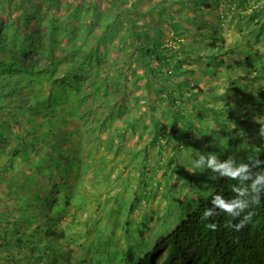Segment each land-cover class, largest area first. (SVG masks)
<instances>
[{
	"label": "trees",
	"instance_id": "16d2710c",
	"mask_svg": "<svg viewBox=\"0 0 264 264\" xmlns=\"http://www.w3.org/2000/svg\"><path fill=\"white\" fill-rule=\"evenodd\" d=\"M103 1L0 0V264H264V179L257 183L264 177V146L254 150L237 138L244 124L259 137L260 124L252 117L264 119V84L251 91L256 86L247 90L229 79L215 91L189 79L197 60L210 57L209 63L221 66L219 55L234 50L221 33L233 17L250 21V34L264 47V0H106L101 9ZM191 27L194 42H182ZM164 33L173 44L162 40ZM227 69L242 71L240 78L264 77V63L252 56ZM204 93L212 101L203 102ZM189 101L199 120L206 108L216 123L211 135L226 137L228 164L246 171L232 177L219 170L226 153L211 152V137L193 151L214 154L215 165L211 155L205 165L196 159L191 170L189 161L180 160L182 149L193 154L190 130L196 125L181 107ZM164 102L168 108L161 114ZM104 126L112 130L107 142L101 141ZM145 131L150 146L174 151L162 168L146 167L147 151L125 149L128 133L141 139ZM114 137L119 144H112ZM101 145L114 147L113 158L120 152L129 157L107 190L94 188L108 175L105 156L96 154ZM96 166L98 175L90 171ZM65 167L74 170L72 176L62 174ZM157 168L164 169L161 177H169L172 191L160 193L159 178L151 188ZM58 180L64 194L54 191ZM114 194L123 203L129 198V207L119 204L122 215L105 217ZM89 195L96 206L91 221L100 228L94 223V229L80 230L72 220L77 214L85 220L78 211ZM159 195L165 206L156 212L154 233L145 237L149 223L133 224L128 214ZM216 198L249 207L232 217ZM207 209L212 216L205 219ZM249 212L251 221L235 230L232 225ZM107 220L117 221L115 234ZM212 223L215 230L207 227Z\"/></svg>",
	"mask_w": 264,
	"mask_h": 264
},
{
	"label": "rangeland",
	"instance_id": "374dc122",
	"mask_svg": "<svg viewBox=\"0 0 264 264\" xmlns=\"http://www.w3.org/2000/svg\"><path fill=\"white\" fill-rule=\"evenodd\" d=\"M106 0H104L102 2V4H99L98 5L101 7V9H104L105 7V4H106ZM109 4L111 5L112 2H109ZM109 5V6H110ZM136 17H141L142 18V13H139ZM246 23L243 22V21H230L229 24H225L224 28H223V32L222 34L225 36V38L227 39V43L229 45L231 44H236L238 45V43L236 41L238 40H241L242 38V35H243V31L245 32H248V30L246 29ZM171 37L164 34L163 35V40L164 41H168ZM207 40H208V37H207ZM114 43H119V38L116 37L115 40H114ZM198 54V51L196 50L195 51V54L194 55H197ZM242 56H245V55H242ZM237 58V55L235 54H228V55H223L221 57V60H222V64L223 66L220 67L219 65L218 66H215L217 67V71L219 72L218 74H213V70L209 67V64L206 60L203 61L202 63H198L196 62L194 65H192V67H190L193 71V73L189 76V79L191 80L192 84L195 85H199L203 90L204 89H207L208 87L211 86V90H215V91H223L224 90V83L228 80V79H236L238 80L239 78V73H229L228 71L225 70V67L228 65H233L234 64V60H236ZM221 68H224L223 70H221ZM211 69V70H210ZM60 72L63 74L65 73V71H63V68L60 67ZM140 72V71H139ZM221 77V78H220ZM256 83H254L253 85H256ZM202 95V99H203V102H208V101H212V96H208L206 93L204 94H201ZM193 103L195 102V99H192ZM192 101H189L188 103H184L183 108H185V110H189L191 109V106H192ZM168 108L167 105H164L163 108L161 109V114H163L164 111H166V109ZM243 108V107H242ZM135 112H137L139 110V108H134ZM114 111V110H113ZM203 114L205 115L206 114V120H205V123L204 124H201L198 120H197V116L196 115H192V113L190 115H188V117L190 119H192L194 121V123L196 124V126H199L201 128H203L204 126H206L208 128V130L210 131V129L212 128V130L215 129V125L214 123L210 120V117L208 115V111H203ZM109 115V114H107ZM165 117V115H164ZM166 118H168V116H166ZM166 119H164L165 121ZM148 123V120H144L142 123ZM111 125V123H110ZM193 134V141L191 142L192 145V151H193V148L195 150V144H196V138L197 136L194 134L195 132V129L194 128H191L190 130ZM100 135H101V141L102 142H107V137L109 135H112V130L108 129V126H104L101 131H100ZM114 136V135H113ZM128 139L127 141H125V149H128V150H136V149H139L141 150V152L144 151L143 149V144L145 142L148 141V139L150 138V132L149 131H145L143 133V138H138V135H134L132 133H128ZM209 137L213 139H215V136L211 135V132H209V134L207 135V133L204 135H199L198 136V139H197V145L199 147H201L202 144H207V142H209ZM242 139L245 141V142H250L252 140L251 137H242ZM100 140V137L98 138V141ZM119 141L118 138H115L114 137V140L112 141V144H119ZM206 146V145H205ZM98 152L100 154V157L101 156H105V164L106 165V172H108V175L106 177L102 176L101 175V183L98 185L96 184L94 186L95 190H107L108 187H109V184L111 182V179L114 177V175L116 174V171L118 169H121L122 166H123V163L124 161H127L128 158L127 157H124V154L123 152H120L119 155L116 157V158H113V155H114V147L113 148H110V145H106V146H102L101 145V149L98 148L96 154L98 155ZM160 154L162 155V159L160 158ZM147 157L148 159L146 160V167H153L155 163L157 162H160V163H164L163 159L166 158L167 154H163V152H158V148L155 147V146H152L150 148H148L147 150ZM140 154H137L136 155V158H139ZM92 163V161L90 162ZM190 165V168L193 167V161H191L189 163ZM100 166V165H99ZM94 167V165H93ZM93 174L95 175H98V167L96 166V169H93L90 170ZM158 171V175L155 176L154 180L150 182L152 188L155 186V181L157 180V178H159V181H162V184H161V190L159 191L160 193L162 192H166L168 193L170 190L172 191V188H173V184L171 185H168L170 183H172L171 181H167L165 180L163 182V178L161 177V174L163 173L162 170L159 171V169H157ZM93 176V175H92ZM204 178V177H203ZM166 179V178H165ZM169 179V178H167ZM128 182V181H127ZM132 185H131V188H134L135 185H134V181L131 182ZM111 184H114V181L111 182ZM180 186L178 185H174V189L176 191H180ZM87 189V190H86ZM85 190L87 192H90V187H87ZM121 193L122 194H126L125 191L121 190ZM159 193V194H160ZM126 197V196H124ZM130 197H131V192H130ZM112 203L110 205V207L108 208L107 210V213L104 212V216H115L116 215V212H120L121 215H122V207L124 210L127 209V207H129V204H130V200L128 198V200L126 201V203H123V202H120V201H123L121 198H120V195H112L110 197ZM86 201V205L85 207H83L84 209L82 211H78V213L81 214L82 217L85 218L84 221L80 222V219H79V216L77 214V218L75 220H72V224H80L79 226H77L80 230H83L82 227H90V228H93L92 225H94V221H91L92 219H94V215H93V211H94V207L95 204H94V198L89 195V197L87 199H85ZM133 200V199H132ZM131 200V201H132ZM119 204H122V207L119 205ZM136 205V203H134ZM94 206V207H93ZM165 206V202L163 200H161V195H159L158 197H156L154 199V201L148 203V204H145V203H142L139 205V209H137L136 211H134L133 213H129L128 214V217L130 218V220L133 222V224H143L144 222H148V226L149 228L152 230L156 227L155 223H154V219H155V216H156V212H160L161 209H163V207ZM116 207V208H115ZM120 208V209H119ZM73 210V209H72ZM125 212V211H124ZM127 213V211L125 212V214ZM119 217V216H118ZM153 218V219H152ZM91 221V222H90ZM107 228H109V226H111V230H109V233L110 234H115L116 232V220L115 221H112V220H107ZM111 223V225L109 224ZM76 225H75V229H76ZM82 225V226H81ZM100 228V226H98V221H96L95 223V227L94 228ZM93 228V229H94ZM108 231V230H107ZM137 233V230L136 229H131L130 230V235H135ZM133 238V237H132ZM134 239V238H133ZM84 239L81 238L80 239V242H83ZM124 241V239H123ZM120 248L121 246H123V244H119ZM80 254V251L76 252V255H79Z\"/></svg>",
	"mask_w": 264,
	"mask_h": 264
},
{
	"label": "clouds",
	"instance_id": "9594fccd",
	"mask_svg": "<svg viewBox=\"0 0 264 264\" xmlns=\"http://www.w3.org/2000/svg\"><path fill=\"white\" fill-rule=\"evenodd\" d=\"M213 13L214 14H216V15H219L220 13H221V6H219V5H217V4H215L214 5V9H213ZM247 14V13H246ZM204 15H205V18H209V19H213V17L211 16V14H208V12H206V11H204ZM236 20H238V21H240L238 18H236V17H233V19H230V21H236ZM230 21H228L227 23H225L226 25L227 24H229L230 23ZM241 21H243V22H245L246 23V29L248 30V32H245V31H243V35H242V38H241V40H238V41H236L237 43H238V45H236V44H231V45H229L228 43H227V47H229V49H230V47H233L234 48V50H228V51H226V53L225 54H223V55H230V54H235V55H237V58H236V60H234L235 62H237V61H240V60H245V58H247V57H249V56H252V57H255V59H257V62H263L264 63V47L261 45V44H258L256 41H255V39H254V36H252L251 34H250V31H251V26L249 27V24L251 23L250 21H248V20H241ZM189 24H190V22H188V26H189ZM252 24V23H251ZM187 26V27H188ZM163 27L164 28H167V25H165V24H163ZM192 28V33L191 34H186V38L185 39H183L182 40V42H185V43H187V42H194V39L192 38V36L194 35V28L193 27H191ZM224 28V27H223ZM223 32V30L221 31V33ZM165 34V33H164ZM163 34V35H164ZM166 35H168V36H172V35H170V34H166ZM223 35V34H222ZM224 36V35H223ZM225 37V36H224ZM25 40H29V39H31L30 37H25L24 38ZM205 40H207V38H204ZM226 39V38H225ZM162 40H163V38H162ZM173 38H170L167 42L168 43H170V44H173ZM164 41V40H163ZM207 41H210V38L208 37V40ZM226 42H227V39H226ZM255 43L256 44H258L259 45V51H256V45H255ZM251 46V48L252 49H249V47ZM196 49H197V51H198V54H199V48L198 47H196ZM242 50H244V51H242ZM223 55H219V58H220V60H221V57L223 56ZM242 55H245V56H242ZM207 61L208 63H209V61H210V57H204L203 59H201V60H197L196 62H198V63H202L203 61ZM43 62V61H42ZM195 62V63H196ZM214 62L215 61H213V64H211V63H209V64H207V65H209V67L213 70L212 72H213V74L215 73V74H218L219 72L217 71V67H215V66H218V65H214ZM235 62H234V64H235ZM45 63V62H44ZM194 63V64H195ZM193 64V65H194ZM220 64H221V66L220 67H222L223 66V64H222V60L220 61ZM233 64V65H234ZM229 66H232V65H228L227 64V66L225 67V70L226 71H228L229 73H239V76L240 75H242V76H246V75H244L243 73H242V71H240V70H238V69H233V70H228L227 68L229 67ZM57 69L58 68H60V67H56ZM210 69V70H211ZM224 68H221V70H223ZM221 78V77H220ZM237 78H239L238 80H236V79H230V84H231V81H234V82H240V83H245V84H247V87H246V89L247 90H249V89H251L253 86H256L254 89H252L251 91H253V90H255L256 88H258V87H260L261 86V84H264V77L261 79V80H257V79H253V78H248V79H246V78H240V77H237ZM229 80V79H228ZM227 82V81H226ZM225 82V83H226ZM257 82V84L256 85H253L254 83H256ZM224 83V84H225ZM250 91V92H251ZM249 92V93H250ZM175 103H176V101H174ZM164 105H166V103L164 102V103H162V106H164ZM171 105H172V103H171ZM243 107V108H242ZM248 104L246 103V102H244L243 104H242V106H241V108L242 109H244V111H245V109L248 111L247 113H249V116L251 115V113L249 112V110H248ZM203 111H206V108L203 110ZM203 111H201L202 113H203ZM192 113V115L194 114V115H196L197 116V112H195V110H193V107L191 106V109L189 110V112H188V110H185V114L188 116V115H190ZM210 117V116H209ZM260 118V119H259ZM207 118H206V114L204 115V119H203V121H201V120H199L198 118H197V120L201 123V124H204L205 123V120H206ZM210 120H211V118H210ZM252 120L254 121V122H257V124H260V127H258V134H259V137L258 138H256L254 135H251L250 134V130H248L247 129V126H246V124H244V125H242L240 128H239V131H238V137L237 138H239V141L240 142H242V143H244V144H251L252 146H253V149L254 150H258L259 148H261V147H263L264 146V139H263V136H264V119H262L261 117H259V116H253L252 117ZM212 121V120H211ZM213 123H214V121H212ZM262 124V125H261ZM196 125V124H195ZM214 125H215V128L217 127V125H216V123H214ZM195 129V132H194V134L197 136V138H196V144H197V139H198V136L199 135H205L206 133H207V135L209 134V132H211L212 131V128L210 129V131L208 130V128L206 127V126H204L203 128H201V127H199V126H196V128H194ZM242 137H251L252 138V140L250 141V142H245L243 139H242ZM193 134H192V137H191V142L193 141ZM151 139L149 138L148 139V141L147 142H145L144 144H143V148H144V150L145 151H147L148 150V148H150V147H152V146H150L149 145V141H150ZM227 143V141H226V137L224 136H221V135H219V136H217L214 140H213V142H212V145H211V152H213V151H217V150H221V151H223V152H225L226 153V157H224V158H221V160L222 161H220L221 162V164L219 165V167H218V169L219 170H225L226 172H228V175H230V176H232V177H236V176H239L240 175V173L241 172H243V171H246V169H244V168H241V169H239V170H236V171H234V168L233 167H231V165L232 164H234V162L233 163H231V164H228L231 160H227L229 157H230V154H229V149H226V147H225V144ZM206 145H209V142H207V144ZM198 146V145H197ZM203 145H201V147H202ZM155 147H157L158 148V146H155ZM199 147V146H198ZM201 147H199V148H201ZM101 149V148H100ZM158 152H163V154L165 153V154H167V156H166V158H164L163 159V161H164V163L162 162V163H160V162H157L158 164H159V166L162 168V165L164 166V164H167L168 162H170V160H171V157L174 155V151L173 150H171L170 149V147H167L166 145L164 146V151H160L159 150V148H158ZM211 155V156H210ZM148 156V155H147ZM207 156H210V157H212V156H214V154H201V153H197V152H194L193 151V154H191V152L189 151V150H187V149H182L181 150V155H180V160H187V161H189L188 163H190L191 161H193V165H194V161L196 160V159H202V162H201V164H203V165H205V163L207 162H209L210 161V157H208V159L207 160H204L205 158H207ZM128 159H129V157H127ZM139 158H140V156H139ZM160 158L162 159V155L160 154ZM213 158V157H212ZM147 159H148V157H147ZM124 162H127V161H124ZM146 164V163H145ZM210 164L211 165H215V158H213L211 161H210ZM107 165V164H106ZM155 165V164H154ZM239 165H241L242 167L243 166H245L246 165V163H239ZM208 166V165H207ZM190 170L194 167H192V168H190V166H187ZM209 167V166H208ZM147 168H149V167H147ZM157 169H159V168H157ZM162 171H163V173H164V169H161ZM188 170V169H187ZM73 169H71V168H68V167H65L63 170H61V172H62V174L63 173H67V174H69L70 176H72V174H73ZM162 173V174H163ZM166 179L165 180H167V181H170L169 179H167V178H169L168 176H166L165 177ZM246 178V177H245ZM260 179H264V177H261V178H259L258 179V181H257V183L260 181ZM60 182H63V181H61V180H58V183H55V185H54V191H55V193H57V194H59V193H61V194H64V186L63 185H61L60 184ZM152 188V187H151ZM120 194H122V193H120ZM124 195H125V193H124ZM117 197H118V195H117ZM216 203H219L220 205H221V207L230 215V216H232V217H237V216H239L240 215V213L241 212H244L245 211V209L246 208H248L249 206H248V204H246L245 202H242V201H233V202H231V203H224L223 201H220L219 200V198H216ZM139 207V206H138ZM139 209V208H138ZM237 209L239 210V211H237ZM136 211V210H135ZM252 215H253V213H251V212H249L246 216H244V219H242V220H240V222L239 223H236L235 225H232V227H234L235 228V230H237V231H239V230H241V229H243L245 226H246V224L247 223H249L250 221H251V218H252ZM210 216H212V212L210 211V210H206L205 212H204V218L205 219H207V218H209ZM207 227L208 228H210V229H212V230H215L216 228H217V225L215 224V223H212V224H208L207 225ZM153 230V229H152ZM152 230H150V229H148V232L145 234V237H148V236H150V235H152L153 233H154V231H152ZM135 236H136V234L135 235H131V240H133V238L135 239ZM133 237V238H132ZM123 239H124V237H121V242H123ZM113 244H119V243H117V242H113ZM123 244V246H124V243H122ZM125 245H127L126 243H125ZM122 247V246H121ZM147 249V248H146ZM75 254V253H74ZM164 258V255H163V257H162V259Z\"/></svg>",
	"mask_w": 264,
	"mask_h": 264
}]
</instances>
